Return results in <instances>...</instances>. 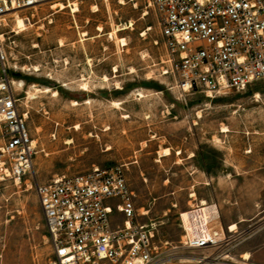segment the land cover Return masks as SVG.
<instances>
[{"label": "rangeland", "instance_id": "obj_1", "mask_svg": "<svg viewBox=\"0 0 264 264\" xmlns=\"http://www.w3.org/2000/svg\"><path fill=\"white\" fill-rule=\"evenodd\" d=\"M71 3L79 13L49 5L22 13L32 27L21 33L9 20V74L24 84L16 86L36 156L31 175L0 185V264H55L38 185L121 165L139 221L157 224L170 246L184 235L180 215L202 200L236 230L228 247L183 252L175 264H264V82L215 98L183 93L164 73L147 0ZM119 26L126 47L108 36ZM122 220L115 215L114 227Z\"/></svg>", "mask_w": 264, "mask_h": 264}, {"label": "built area", "instance_id": "obj_2", "mask_svg": "<svg viewBox=\"0 0 264 264\" xmlns=\"http://www.w3.org/2000/svg\"><path fill=\"white\" fill-rule=\"evenodd\" d=\"M147 3L167 53L164 73L175 78L181 92L215 98L264 82V0ZM60 4L73 13L71 0H0V185L31 175L36 156L27 113L9 74L6 37L16 33L8 30L9 20ZM22 18L30 23L29 16ZM126 169L94 168L37 186L55 264H175L183 252L222 249L236 239V230L226 231L220 216L206 223V234L191 237L180 215L184 235L179 244L160 240L157 224L139 221ZM118 214L123 220L114 227Z\"/></svg>", "mask_w": 264, "mask_h": 264}, {"label": "bare ground", "instance_id": "obj_3", "mask_svg": "<svg viewBox=\"0 0 264 264\" xmlns=\"http://www.w3.org/2000/svg\"><path fill=\"white\" fill-rule=\"evenodd\" d=\"M120 3L123 4L124 2L121 1ZM56 8H58L60 10L66 9V7L63 6V4H60L58 6L53 7V9H56ZM72 9H73L74 14L80 12L79 5L76 3L74 5H72ZM93 11L98 12L99 11L98 7H94ZM15 24H16L15 25L16 30H18L19 33L24 32L28 28L32 27V25L30 23H27L20 16H16ZM126 29H127V27H124V26L116 27L108 34V36L111 39L119 40V43L122 44L123 47H126L127 46V40L124 38L118 37V33L123 31V30H126ZM98 32L103 33L104 32L103 28L99 27ZM85 36H86V34H85ZM37 70L38 69H36V71ZM106 79H108V78L106 77ZM16 81L17 80H14L15 85H18L20 88L24 87V84L22 82H18V81L16 82ZM33 89L37 94L50 92V89H47V88L42 89V88H39L37 86H33ZM73 103H74V105H78L77 102H73ZM27 119H28V116H27ZM76 129L77 130L79 129V125L76 126ZM223 132L224 133L229 132L227 127L223 128ZM34 144H35V141H34ZM161 155L169 156V155H171V153L168 149H165L163 152H161ZM195 196L196 195L193 194L192 198H194ZM144 215H147V212H145ZM218 216H220L219 211H218V207L216 205H210L205 200H202L201 206H199L198 208L195 206L194 207L192 206L189 211L181 214V219L183 220V223H184L185 228L188 231L189 235L191 237H197V236L199 237L202 234H206V232L208 231L207 227H206V223H208L213 218H217ZM234 227H236V225ZM231 230H233V229L231 228ZM249 259H250V255L246 254L245 260H249ZM198 260H200V259H197V261ZM187 261H191V259H188Z\"/></svg>", "mask_w": 264, "mask_h": 264}, {"label": "crops", "instance_id": "obj_4", "mask_svg": "<svg viewBox=\"0 0 264 264\" xmlns=\"http://www.w3.org/2000/svg\"><path fill=\"white\" fill-rule=\"evenodd\" d=\"M246 254L250 255V259L249 260H251V259L253 260L254 257H255V252H253V251L246 252V253L243 254V256H245Z\"/></svg>", "mask_w": 264, "mask_h": 264}]
</instances>
